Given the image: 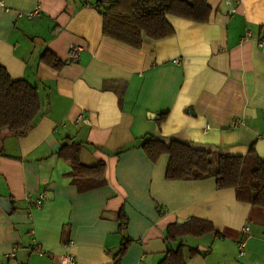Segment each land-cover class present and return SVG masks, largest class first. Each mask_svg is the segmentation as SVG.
<instances>
[{
	"label": "crops",
	"instance_id": "obj_1",
	"mask_svg": "<svg viewBox=\"0 0 264 264\" xmlns=\"http://www.w3.org/2000/svg\"><path fill=\"white\" fill-rule=\"evenodd\" d=\"M1 1L0 65L38 88L42 114L26 134L0 139V197L10 200L0 205V264H114L124 238L116 264H158L180 243L187 264H264V207L216 188L213 175L167 179L169 156L152 161L139 146L152 136L243 156L264 139V0H234L231 13L225 0H206L203 23L167 14L173 33L139 47L103 33L99 0ZM45 50L60 69L41 60ZM67 139L83 165L104 163L100 185L73 178L57 154ZM40 193L37 207L29 198ZM192 217L213 230L166 238L168 225Z\"/></svg>",
	"mask_w": 264,
	"mask_h": 264
},
{
	"label": "trees",
	"instance_id": "obj_2",
	"mask_svg": "<svg viewBox=\"0 0 264 264\" xmlns=\"http://www.w3.org/2000/svg\"><path fill=\"white\" fill-rule=\"evenodd\" d=\"M96 7L102 16L103 33L134 47L142 44L143 36L160 39L171 35L173 28L166 19L167 14L200 23L206 22L210 14L206 0H99ZM40 58L55 69H60L64 64L47 50ZM41 114L42 101L38 88L25 79L13 80L6 68L0 65V139L4 132L13 136L26 134ZM164 114H161V118ZM139 146L152 161L161 154L169 156L167 179H198L213 175L216 188H233L237 200L264 207V158L258 157L254 145L243 156L216 154L193 148L179 140L166 143L152 136L143 137ZM80 149L79 143L67 139L57 154L70 164L74 179H90L97 187L103 181L104 163L83 165L80 162ZM118 219L119 230H125L128 219L122 210ZM212 230L211 222L192 217L184 224L168 225L166 238L183 234L198 236ZM129 242L130 239L124 238L114 264L124 254ZM185 247L180 243L175 249L167 250L158 264H187ZM195 253L196 248L189 249L190 257Z\"/></svg>",
	"mask_w": 264,
	"mask_h": 264
},
{
	"label": "built area",
	"instance_id": "obj_3",
	"mask_svg": "<svg viewBox=\"0 0 264 264\" xmlns=\"http://www.w3.org/2000/svg\"><path fill=\"white\" fill-rule=\"evenodd\" d=\"M225 1L230 5V13L234 12L235 11L234 0H225ZM0 6L3 7L5 10H9V7H7L1 0H0ZM39 12H40V8H39V6H37L33 10L28 11L27 13H23V14L27 18L31 19V18L35 17L36 15H38ZM19 15H22L21 12H19ZM80 50H81V48L78 45L70 44L68 47L69 57L71 59H78ZM173 62H178V59H173ZM236 124H237L236 121L232 123L233 126H235ZM43 198H44L43 193H40L36 197H34V198L30 197L29 199L31 201V204L38 207L42 204ZM248 231H249V227L247 225H243L241 228V237L239 238L238 243H237L238 254L240 256L243 255L245 252V245H246V240L248 237ZM68 244H70V242H68ZM68 244H66V246ZM37 253L39 255H41L42 251L37 250ZM66 261H68L69 263H73L72 256L68 255Z\"/></svg>",
	"mask_w": 264,
	"mask_h": 264
},
{
	"label": "water",
	"instance_id": "obj_4",
	"mask_svg": "<svg viewBox=\"0 0 264 264\" xmlns=\"http://www.w3.org/2000/svg\"><path fill=\"white\" fill-rule=\"evenodd\" d=\"M258 157L264 158V139L257 141L254 147ZM0 205L3 209H10V200L8 198L0 197Z\"/></svg>",
	"mask_w": 264,
	"mask_h": 264
}]
</instances>
